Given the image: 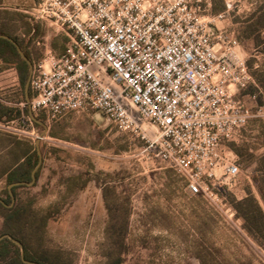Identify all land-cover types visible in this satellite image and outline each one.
<instances>
[{"label":"built area","instance_id":"obj_1","mask_svg":"<svg viewBox=\"0 0 264 264\" xmlns=\"http://www.w3.org/2000/svg\"><path fill=\"white\" fill-rule=\"evenodd\" d=\"M209 6L210 0H36L26 13L68 42L60 55L49 37L37 41L44 56L33 67L31 101L22 104L45 113L48 123L73 111L105 114L142 134L192 195L215 202L241 175L231 144L253 117L264 122V106L254 111L240 97L255 80L235 32L218 25L233 4L218 14ZM0 128L45 137L30 114Z\"/></svg>","mask_w":264,"mask_h":264},{"label":"rangeland","instance_id":"obj_2","mask_svg":"<svg viewBox=\"0 0 264 264\" xmlns=\"http://www.w3.org/2000/svg\"><path fill=\"white\" fill-rule=\"evenodd\" d=\"M24 1V4L31 3V0ZM227 1L233 4L232 9L226 18L218 21V25L227 28L229 33L235 32L253 75L254 71L264 65V54L252 39L242 36V21L256 9L258 1L210 0L207 12H222L220 8L223 5L225 8ZM24 4H21L20 0H11L6 10L22 12L19 8ZM217 8L220 10L216 11ZM35 24L39 25L40 31L30 33L33 40L29 45V35L25 33V28L15 29V33L31 52L33 65L44 56V47L37 43L39 39L49 37L53 47L55 40L59 47H64L68 42L65 34L56 33L46 25ZM0 66H3L5 71V87L14 82L15 74H21L22 69L15 67L16 65L0 61ZM240 97L254 111L259 108L253 96ZM7 103L13 104L9 101ZM18 105L25 106L22 103ZM259 119L262 118L253 117V121L243 131L241 139L234 142L239 149L249 150L254 154V160L247 164L236 151L241 164L240 178L236 185L223 187L215 202L203 196L192 195L178 172L173 171L148 148V142L142 134L120 128L101 112L73 111L51 122L45 137L40 140L44 160L37 186L32 190L38 196L39 202L43 205L53 202L63 189V179L68 176L85 173L91 178L88 187L74 198L73 203L58 220L50 224L54 245L69 251L75 258V264H95L97 244L103 240V232L109 218L103 187L110 184L116 189L119 201L129 199L132 209L130 233L138 236L147 233L155 237L167 236L169 241H164L163 254L166 258L170 256L176 264L202 263L189 253L187 243L179 242L176 236L152 221L153 209L164 210L184 228H189L194 221L202 222V217L206 215L210 225V241L214 246L221 247L228 259L237 264H264V248L247 233L243 220L233 205L234 199L242 200L248 196L249 191L260 198L253 180L260 157L264 154V128L259 122H255ZM10 124L15 126L18 123ZM143 126L149 130L156 129L149 122L143 123ZM0 130L15 134L22 140H29L34 145L38 141L33 136L6 128ZM37 131L42 133L44 127L37 125ZM53 132L57 136H54ZM6 145L5 143L1 147ZM6 158L9 156L6 155ZM4 188L5 181H1L0 189ZM25 190L21 189L20 192ZM1 223L0 216V227ZM192 234H195L194 230ZM148 254V250L137 247L134 253L127 256L126 264H145Z\"/></svg>","mask_w":264,"mask_h":264},{"label":"trees","instance_id":"obj_3","mask_svg":"<svg viewBox=\"0 0 264 264\" xmlns=\"http://www.w3.org/2000/svg\"><path fill=\"white\" fill-rule=\"evenodd\" d=\"M8 1L11 0H0V6ZM257 1L256 9L246 20L242 21L244 23L242 36L252 39L257 47H261L260 52L264 54V0ZM24 2L20 0L21 4ZM220 9L224 11L226 6L224 8L223 5ZM220 9L217 8L216 11ZM35 23L31 16L24 12H10L5 8H0V34L8 35L18 42L30 59H32V54L15 33V29L25 28V33L29 35V45L33 40L30 33L40 31L39 25ZM54 46L60 55L66 50V45L59 47L57 40ZM0 61L22 69L21 74L18 76L15 74L14 82L5 87V71L2 69L3 66H0V123H9L20 119L24 114H30L27 105L20 107L18 104L27 103L26 85L31 75V67L21 55L16 43L3 36H0ZM253 75L255 83L242 89L240 95L253 96L260 108L264 106V65L254 71ZM8 101L13 104H8ZM39 115L40 119L46 120L44 113H39ZM255 122H259L264 128L262 119ZM37 125L41 126L39 123ZM52 134L57 136L54 132ZM5 143L7 145L2 148L1 146ZM234 144V142L231 144L232 148L244 159L245 163L248 164L254 160V154L249 150L239 149ZM6 155L9 158H6ZM39 158V152L32 142L0 130V182L5 181V188L0 189V197L7 203L0 201L2 218L0 236L9 234L18 239L23 244L25 259L28 261L40 264H75V258L69 251L54 245L49 226L53 221L58 220L73 203L74 198L88 187L91 178L85 173L64 178L63 189L59 192L58 198L48 205L41 204L36 194L29 192L22 194L20 190L27 188L26 185H17L13 187L17 199L12 204L9 185L19 181L30 182ZM256 172L253 180L260 198L249 191L248 196L242 200L234 199L233 205L238 216L243 220L247 233L264 248V154L260 157ZM39 174L40 169L37 172V178ZM181 177L184 179L183 176ZM184 182L186 185L185 179ZM103 196L109 211V218L103 232V240L97 244L98 253L94 260L95 264H126L127 256L134 253L137 247L149 251L145 264H176L173 259L169 258L170 256L166 258L163 254L164 241H169L167 236L155 237L150 233L138 236L130 233L129 221L132 209L129 199L119 201L116 189L110 184L103 187ZM152 211H154L152 221L176 236L179 242L187 243L189 253L198 258L202 264H237L226 257L221 247L211 243L208 233L210 225L206 215L202 217L204 219L202 222L194 221L188 226L189 228H184L164 210L159 208ZM0 264L29 263L23 260L22 248L7 237L0 241Z\"/></svg>","mask_w":264,"mask_h":264},{"label":"water","instance_id":"obj_4","mask_svg":"<svg viewBox=\"0 0 264 264\" xmlns=\"http://www.w3.org/2000/svg\"><path fill=\"white\" fill-rule=\"evenodd\" d=\"M0 36H3V37H5V38H9V39H11L12 41H14V42L16 43V45H17V47H18V49H19L21 55L23 56V58L29 62L30 66H31V74H32V71H33V67H34V65H33L31 59L27 56V54H26V53L24 52V50L21 48L20 44H19L18 42H16L13 38H11V37L8 36V35H2V34H0ZM30 79H31V75H30V78H29V80H28V82H27V85H26V99H27V103H30L31 98H32V95H31V86H30ZM29 112H30V115L32 116V118H33L36 122H38L39 124H41L46 130L48 129V126H47L46 122H45L44 120L40 119V118H39V117H38V116L32 111V109L30 108V106H29ZM40 142H41V141L38 140V143H37V149H38L39 157H40V158H39V163H38V165L35 167V169H34L33 172H32V180H31L30 182L19 181V182L11 183V184L9 185V191H10V194H11L13 200H15V195H14V192H13V187H14V186L22 185V184H27V185L32 186V185L36 182V180H37V172H38V170L40 169V167H41V165H42V163H43V152H42V150H41ZM0 201L3 202V203H5V201H4L1 197H0ZM5 204H7V203H5ZM7 237H8V238H11L16 244H18V245L22 248V256H23V260H24L25 262H27V263H29V264H40V263L32 262V261H28V260L25 259V251H24L23 244H22L18 239L12 237V236L9 235V234H4V235L0 236V241L3 240V239H5V238H7Z\"/></svg>","mask_w":264,"mask_h":264},{"label":"crops","instance_id":"obj_5","mask_svg":"<svg viewBox=\"0 0 264 264\" xmlns=\"http://www.w3.org/2000/svg\"><path fill=\"white\" fill-rule=\"evenodd\" d=\"M35 1H36V0H31V3H30L29 5H28V4H27V5H23V6H21V8H19V10L22 11V12H24V13H26L27 10H30V9L34 6ZM8 2H9V1H8ZM8 2H6L4 5H1L0 8H1V9H4V8L6 9V8L8 7V4L10 3V2H9V3H8ZM26 14H28V13H26ZM28 15H29V14H28ZM34 21H35V20H34ZM35 22H36V23H40V24H42V25H45V24L42 23V22H38V21H35ZM66 46H67V43H66ZM54 49H55V47H54ZM55 50H56V49H55ZM56 52L58 53L57 50H56ZM31 95H32V92H31ZM42 113H43V112H42ZM35 114L37 115V114H39V113H35ZM44 114H45V113H44ZM45 115H46V114H45ZM44 121L46 122V124H47V126H48V129L46 130V129L44 128V131L42 132V133L45 134V133L49 130V124H50V123L47 122V118H46V120H44ZM56 121H57V120H56ZM53 122H55V121H53ZM37 123H38V122H36V124H37ZM40 125H41V124H40ZM37 143H38V141H37ZM37 143H36V145H35L36 148H37ZM37 150H38V149H37ZM43 160H44V158H43ZM41 166H42V165H41ZM40 168H41V167H40ZM39 178H40V174H39V177L37 178L36 182H35L32 186L27 185V184H22V185H26V186H27V188H25V189H26L25 191H26V192H29V193H31V194H35V193L32 192V190L34 189L35 186H37V182H38ZM20 191H21V190H20ZM25 191H24L23 193H25ZM21 193H22V192H21ZM23 193H22V194H23ZM14 195H15V194H14ZM37 197H38V196H37ZM1 198H2V197H1ZM57 198H58V197L56 196L55 200H56ZM2 199H3V198H2ZM16 199H17L16 196H15V200H13V198H12V204L16 201ZM3 200H4V199H3ZM55 200H53V201H55ZM12 204H11V205H12Z\"/></svg>","mask_w":264,"mask_h":264}]
</instances>
